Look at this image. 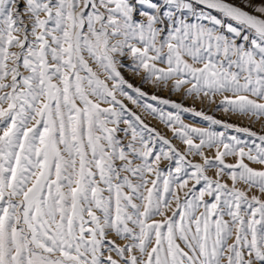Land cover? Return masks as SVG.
Returning <instances> with one entry per match:
<instances>
[{
    "label": "snow or ice",
    "instance_id": "obj_1",
    "mask_svg": "<svg viewBox=\"0 0 264 264\" xmlns=\"http://www.w3.org/2000/svg\"><path fill=\"white\" fill-rule=\"evenodd\" d=\"M0 264H264V0H0Z\"/></svg>",
    "mask_w": 264,
    "mask_h": 264
},
{
    "label": "rangeland",
    "instance_id": "obj_2",
    "mask_svg": "<svg viewBox=\"0 0 264 264\" xmlns=\"http://www.w3.org/2000/svg\"><path fill=\"white\" fill-rule=\"evenodd\" d=\"M125 76H126L127 79H129V81L131 83H133L136 86L142 87L143 90H145L146 92H149V93L155 92V94H157L159 96L170 97L171 99H173V100H175L177 102H180V100H181V97L179 95H177V94H174V93L173 94H169V92L167 90L157 91V90L153 89L149 85L141 84L138 78H135V77L131 76L127 72L125 73ZM184 103L186 104V106H192V102L190 100H185ZM129 106L132 107L131 105H129ZM195 107L197 109H200L201 107H203L205 111H209L210 112V109H209L208 106H202L199 103H196ZM211 114H214L216 116V118H218V119L227 120L228 122L240 124L241 126H248L249 125V121L248 120L240 118L238 116L225 115V114L220 113V112H215V113H211ZM194 119L198 120L199 118H192V117L186 116L185 117V122L186 123H192ZM150 122L154 126L160 127L156 121H150ZM196 126H205V125L197 124ZM252 127H253L254 130L259 131L260 124L259 123H255V124L252 125ZM174 143H175V141H174Z\"/></svg>",
    "mask_w": 264,
    "mask_h": 264
}]
</instances>
